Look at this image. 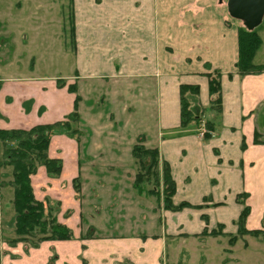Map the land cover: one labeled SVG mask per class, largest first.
<instances>
[{"label": "crops", "instance_id": "obj_1", "mask_svg": "<svg viewBox=\"0 0 264 264\" xmlns=\"http://www.w3.org/2000/svg\"><path fill=\"white\" fill-rule=\"evenodd\" d=\"M70 2L74 40L72 75L65 81L61 80L63 83L50 84L49 92L40 86L38 93H31L29 87L22 92L23 79L14 78L12 82L7 79L5 83L9 91L6 89L0 94V130H29L34 126L65 121L74 109L75 95L67 91L74 81L80 84L125 80L140 85L139 94L142 84L149 82L153 86L150 99H153L155 125L150 138L145 136L144 146L156 148L160 159L169 165L176 187L173 204L186 202L199 206L204 204L205 197H210L211 203L220 206L202 209L198 217L206 215L211 227L222 224L226 233L234 234L233 222L241 211V206L235 203L236 196L247 193L249 207L257 194L264 203V145L253 143L254 134L258 132L256 114L264 111V66L256 61L263 39L259 36L261 46L253 60L263 72L241 77L235 68L240 25L230 17L227 0ZM214 70L221 73L222 94L216 133L206 142L191 133L177 136L180 125L179 87L197 86L199 103L207 107L206 75ZM13 84H18L21 91L10 92L12 87H16ZM242 142L244 150H241ZM47 155L61 161V173L51 178L44 167H39L30 179L33 196L43 203L47 197H52L59 206L58 223L72 231L74 239L43 242L26 252L24 247H15L0 264H47L51 258L56 259V264H116L109 247L125 248L127 239L97 234L95 217L98 215L88 212L84 225L94 228L95 232L89 238L82 234L84 214L83 200L79 198V195L83 196L79 144L66 134L55 135L50 139ZM115 157V163L122 162L118 156ZM95 159L90 157L88 163L100 160ZM77 177L80 180L78 194L73 188V180ZM70 209L76 214L64 216ZM189 211L183 209L175 216H188ZM212 211L227 213L228 216L213 222L209 217ZM169 215L173 223L174 215ZM196 223L198 231H202L205 225ZM165 227L171 228L167 223ZM184 233L190 234V231L184 230ZM165 234L160 232L157 237H151L158 240L160 250L165 245ZM129 243L128 247L134 248L133 242ZM8 256H14L15 262Z\"/></svg>", "mask_w": 264, "mask_h": 264}, {"label": "rangeland", "instance_id": "obj_2", "mask_svg": "<svg viewBox=\"0 0 264 264\" xmlns=\"http://www.w3.org/2000/svg\"><path fill=\"white\" fill-rule=\"evenodd\" d=\"M234 22L243 25L240 21ZM72 27L70 0H0V94L7 89V79L9 82L14 78L23 79L22 92L29 87L31 93H38L40 86L49 92L50 84L63 83L61 80L70 77L74 71ZM254 30L263 39L256 61L264 66V21ZM74 82L80 97L78 120L69 125L70 131H76L71 137L79 144V175L83 187V196L79 195V198L83 200L84 214L82 234L95 232L94 228L93 231L84 225L88 212L98 215L95 217L97 234L127 239L125 248L109 247L116 264H264V237L245 236L232 247L228 245L227 236L202 237L196 222L208 226L207 232L216 229V225L211 227L204 223L198 217L200 210L184 209L190 211L188 216L182 214V218L175 216L182 211L173 213L172 223L169 215L172 212L166 213L153 198L139 196L132 189L134 167L129 149L139 135L149 137L155 125L153 99H150L153 86L149 82L142 84L141 94L138 92L140 85L125 80ZM14 85L16 87L10 92L21 91L18 84ZM262 113L264 111L256 114V126L264 139ZM199 131L195 135L199 136ZM115 156L122 162L115 163ZM90 157L100 160L88 163ZM10 173L9 167H0V183H3L0 185V261L13 250L10 244L14 238L11 230L12 190L8 187ZM45 202L53 214L60 213L52 197H47ZM250 209L247 229L259 230L264 224L261 220L264 203L259 194L253 197ZM70 210L64 216L76 214ZM219 211L210 212L211 221L217 222L228 216ZM181 221L182 226L179 225ZM165 223L171 228L166 229ZM184 230L190 234H185ZM160 232L167 233L162 250L158 249V240L151 238ZM222 232L226 233L225 227ZM130 241L134 248L128 247ZM15 247H23V244ZM53 264L56 263L53 261Z\"/></svg>", "mask_w": 264, "mask_h": 264}, {"label": "trees", "instance_id": "obj_3", "mask_svg": "<svg viewBox=\"0 0 264 264\" xmlns=\"http://www.w3.org/2000/svg\"><path fill=\"white\" fill-rule=\"evenodd\" d=\"M264 21V17H263ZM261 46V39L255 30H248L244 25L239 26L237 32L238 56L235 68L239 76L258 75L263 69L254 64V57ZM208 81V106L202 107L199 103V88L197 86L181 85L179 87L180 125L177 136L188 133L196 134L201 126H204L202 141L210 140L216 133L219 125L218 118L221 114V73L218 70L211 71L207 75ZM67 91L74 97L73 112L65 121L49 125L34 126L29 130H0V167L10 168V186L12 190L11 207L13 210L11 230L14 238L11 239V248L17 244H23L24 252L29 248H37L43 242H64L73 240L72 232L64 225L58 223L56 214L47 204L35 200L31 187V177L39 167H44L51 178L61 173L60 160L50 159L47 150L51 137L58 134L75 136L76 131H70V122L78 120V103L76 85L73 83L67 87ZM145 137L139 135L136 143L130 149V156L134 167L132 189L139 196L153 198L157 206L163 211L178 213L183 209L215 208L220 204H213L209 197L203 199L206 205L192 206L186 202L173 204L176 193L175 182L171 176L169 165L162 161L156 148L144 146ZM254 145H264V139L258 132L254 134ZM245 149L242 142L241 150ZM2 177H5L2 175ZM0 185H3L1 182ZM73 188L80 192V180H73ZM249 195L245 192L238 194L235 203L241 206L237 219L233 222L236 228L234 234L223 233L224 225L217 224L216 229L207 232L203 228L200 236H227L228 245L234 246L239 239L251 236L255 239L264 237V224L259 230H248L247 219L251 209L246 201ZM209 203V204H208ZM201 220L208 223V217L202 215ZM264 223V215L262 216ZM86 234L85 237H91ZM13 259V256H10ZM55 262V258H51ZM52 261V260H51ZM53 261L49 264H53Z\"/></svg>", "mask_w": 264, "mask_h": 264}, {"label": "water", "instance_id": "obj_4", "mask_svg": "<svg viewBox=\"0 0 264 264\" xmlns=\"http://www.w3.org/2000/svg\"><path fill=\"white\" fill-rule=\"evenodd\" d=\"M231 18L242 22L248 30H254L264 17V0H227Z\"/></svg>", "mask_w": 264, "mask_h": 264}, {"label": "built area", "instance_id": "obj_5", "mask_svg": "<svg viewBox=\"0 0 264 264\" xmlns=\"http://www.w3.org/2000/svg\"><path fill=\"white\" fill-rule=\"evenodd\" d=\"M204 131H205L204 130V126H201L200 131H199L200 132V134H199L200 138H202V135L204 134Z\"/></svg>", "mask_w": 264, "mask_h": 264}]
</instances>
